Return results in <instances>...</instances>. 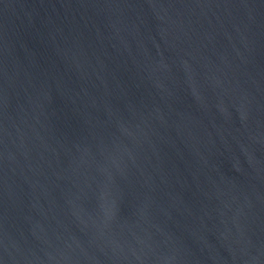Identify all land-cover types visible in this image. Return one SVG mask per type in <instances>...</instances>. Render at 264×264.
Masks as SVG:
<instances>
[{"label":"water","instance_id":"1","mask_svg":"<svg viewBox=\"0 0 264 264\" xmlns=\"http://www.w3.org/2000/svg\"><path fill=\"white\" fill-rule=\"evenodd\" d=\"M0 264H264V0H0Z\"/></svg>","mask_w":264,"mask_h":264}]
</instances>
